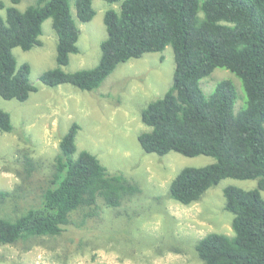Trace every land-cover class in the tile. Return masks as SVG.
<instances>
[{"label": "trees", "instance_id": "16d2710c", "mask_svg": "<svg viewBox=\"0 0 264 264\" xmlns=\"http://www.w3.org/2000/svg\"><path fill=\"white\" fill-rule=\"evenodd\" d=\"M104 1L119 7L104 12L107 36L100 43L99 61L71 72L62 68L78 51L79 29L71 5L77 19L86 22L95 14L92 0H36L23 10L6 6L5 16L0 15V97L23 101L37 90L29 79V63L18 65L12 49L41 45L47 18L57 37L56 66L39 76L47 86L69 83L92 90L119 63L171 45V84L141 110L149 130L137 135L138 142L146 153L214 158L205 166L183 167L169 183L168 196L184 205L198 201L223 178L257 179L252 189L223 188V208L233 214V233L208 232L194 248L200 264H264V0ZM4 6L0 0V9ZM216 67L230 70L242 82L246 99L236 113L232 80H219L210 94L201 88L200 80ZM11 129L10 114L0 107V130ZM78 129L72 122L60 137L39 203L14 218L0 215V244L60 235L89 217H99L102 206H119L140 191L132 179L109 173L88 150L76 154ZM34 168L35 161L26 156L23 179ZM8 194L0 190V197Z\"/></svg>", "mask_w": 264, "mask_h": 264}, {"label": "rangeland", "instance_id": "374dc122", "mask_svg": "<svg viewBox=\"0 0 264 264\" xmlns=\"http://www.w3.org/2000/svg\"><path fill=\"white\" fill-rule=\"evenodd\" d=\"M2 1L5 6L0 15L5 16L6 6L23 10L36 0ZM92 6V19L81 22L71 5L79 29L78 51L70 54L62 66L64 71L90 68L99 61L100 43L107 36L104 12L119 6L104 0H92ZM39 39L41 45L29 50L12 49L18 65L29 63V79L37 90L23 101L0 97V107L12 122L10 131L0 130V190L10 192L0 197V215L14 218L39 203L60 137L72 122L79 124L76 154L88 150L109 173L119 172L132 179L140 191L127 196L119 206H102L99 217H89L60 235L0 244V264H200L194 248L199 238L212 231L233 233V214L223 208V188L252 189L257 187V179L223 178L188 205L168 196L169 183L183 167L214 161L208 155L146 153L138 142L137 135L149 130L141 121V110L171 84L175 67L171 45L121 62L97 88L81 90L69 83L47 86L40 81L42 71L56 66L57 37L50 18L42 22ZM221 79H230L235 85L236 113L246 96L233 72L216 67L200 80L201 88L210 94ZM26 156L35 161V168L23 179ZM261 195L264 198V191Z\"/></svg>", "mask_w": 264, "mask_h": 264}]
</instances>
